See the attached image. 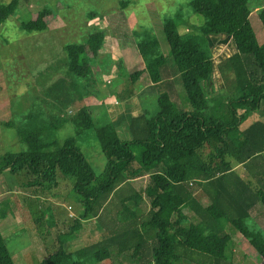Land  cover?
Masks as SVG:
<instances>
[{"label":"trees","instance_id":"1","mask_svg":"<svg viewBox=\"0 0 264 264\" xmlns=\"http://www.w3.org/2000/svg\"><path fill=\"white\" fill-rule=\"evenodd\" d=\"M21 1L30 5L31 0L0 4V29ZM249 3L190 0V8L205 23L186 34L179 32L178 18L163 22L170 53L130 76L132 83L143 73L148 76L149 89L158 95V109L152 115L143 110L131 117L126 139L114 124H97L88 108L76 114L74 136L62 144L52 136L55 125V130L43 129L35 115L18 127L5 124L16 129L28 151L0 158V174L8 171L25 187L43 191L57 188L59 175L75 180L80 215L65 231H57L59 224L49 216L57 229L39 233L53 235L55 251L41 264H99L133 250L140 264H229L194 246L205 238L227 255L231 241L227 227L250 219L260 204L264 207V117L246 124L250 113L264 107V44L252 27ZM52 15L44 9L21 27L26 32L44 31ZM258 17L264 27V8ZM222 38H229L235 49L218 66L231 95L218 92L214 82L212 42ZM104 40L105 33L95 31L82 43L66 46L69 74L88 78L91 59L99 55ZM178 85L185 92L184 101ZM93 139L108 159L103 175L96 173L80 148ZM205 150L210 151L206 158ZM230 160L242 165L254 183L233 171ZM145 176L149 182L143 191L135 181ZM203 197L209 205L201 202ZM145 200L150 209L139 215L136 208ZM92 218L104 226L102 239L68 253L65 246L78 234L81 221ZM35 222L39 225L40 218ZM0 264H15L1 230Z\"/></svg>","mask_w":264,"mask_h":264},{"label":"rangeland","instance_id":"2","mask_svg":"<svg viewBox=\"0 0 264 264\" xmlns=\"http://www.w3.org/2000/svg\"><path fill=\"white\" fill-rule=\"evenodd\" d=\"M11 1L0 0V4ZM189 1L31 0L30 5L21 1L17 11L0 29V158L6 154L17 155L28 151L16 129L8 128L5 124L13 122L18 127L30 115H35L33 118L36 117V121L43 122V129L55 125L52 136L62 144L74 136L72 121L76 114L88 108L97 124H114L119 135L126 139L128 129L125 128L122 112L129 117L139 114H134V110L139 109L138 103L141 111L146 110L151 115L158 109V95L148 88V76L143 73L134 83L130 81V76L144 70L155 58L170 53L162 29L163 22L178 18L181 34L188 33L191 27L196 30L205 23L203 16L192 11ZM249 6L252 27L259 43L264 44V27L258 17L264 8V0H250ZM44 9L51 10L53 14L46 30L26 32L22 29V24L34 21ZM95 31L105 33L103 48L96 58L91 59V75L85 80L78 79L69 74L65 47L82 43ZM212 43L217 77L215 88L221 94L226 91L231 95L230 88L226 87L218 74V66L223 58L235 53L234 46L229 38ZM178 87L183 88L181 85ZM184 94L183 90V101ZM263 111L264 107L261 106L258 112L250 113L246 124L263 118ZM120 120L123 123L120 124ZM80 148L96 173L103 175L108 159L103 155L98 140L93 139ZM209 152L204 151L205 158ZM243 178L254 183L249 175L245 174ZM10 181L8 174L0 178L1 188L6 187L0 194L1 232L15 264H41L53 252L56 243L53 235H39V231L44 229H57L48 216L55 218V215H60V228L57 231H65L80 215L81 207L73 190L74 180L59 175V186L52 191H43L27 188L17 178L16 190L33 197L43 196L48 201L29 199L23 197L24 194L17 195L16 199L9 198V190H15L12 186L8 187ZM148 182L149 178L145 176L136 180L135 186L144 191ZM201 202L204 205L210 203L204 197ZM133 206L129 204L130 208ZM14 208H18V214L13 212ZM148 208L149 203L143 201L136 211L140 213ZM257 208L250 219L235 220L231 227H227V233L231 236L227 255L219 253L205 238L196 243L194 249L216 259H228L229 264L264 262V207L260 204ZM48 209L51 212H47ZM183 212L192 217L189 210ZM11 213L19 218L16 224L9 220ZM71 213L73 216H69ZM37 218L41 220L39 225L35 222ZM90 223L94 222L85 224L81 237L67 245L69 253L102 239V222L94 224L93 233L87 232ZM185 225L188 226L189 222H185ZM136 257L137 250H133L99 264H140Z\"/></svg>","mask_w":264,"mask_h":264},{"label":"crops","instance_id":"3","mask_svg":"<svg viewBox=\"0 0 264 264\" xmlns=\"http://www.w3.org/2000/svg\"><path fill=\"white\" fill-rule=\"evenodd\" d=\"M219 72V71H218ZM219 74V76H220V78L223 80V78H222V76H221V74H220V72L218 73ZM216 73H215V77H214V82H216L217 80H216ZM224 81V80H223ZM216 84L217 83H215V86H216ZM151 84H149L148 85V88H149V86H150ZM177 91H178V93H180V96H181V94H183V88L181 89V88H179V87H177ZM133 98V97H132ZM182 98V97H181ZM134 104H136V103H134ZM138 105H139V109L137 108V109H135L134 110V114L135 113H139V114H141L142 113V111H143V109H142V111L140 110V103H138ZM187 110H190V107H188L187 106ZM122 114H123V119H124V121H125V128L127 129L128 128V125H129V119H130V117L129 116H127V114L126 113H124V112H122ZM139 114H137V115H139ZM136 116V115H135ZM133 117V116H132ZM121 123H123V121L122 120H120V124ZM231 162H233L232 163V167H233V171H235L240 177H242L243 178V176L246 174V175H249V173L245 170V168L242 166V165H237V164H235L234 163V161H231ZM242 170H244V172H242ZM3 174H8V176H9V180L11 179V181H10V183H9V186L8 187H14V189L15 190H12V188L8 191L9 193H10V195L8 196L9 198L10 197H12L13 199L15 198H17L18 196L17 195H22V194H24L23 195V197H27V198H32V199H34V200H37V201H39V200H41V199H43L44 201H48V199L47 198H45V197H43L42 196V198H40V197H33V196H31V195H29V194H27V193H25V192H21V191H19V190H16L17 188V177L16 176H14V175H12V174H10L8 171H5V172H3L2 174H0V178L1 177H3ZM244 179V178H243ZM245 180V179H244ZM252 180V179H251ZM246 181V180H245ZM74 184H75V180H74ZM74 184H73V186H74ZM2 189L3 190H6V187H2L1 188V186H0V194H1V192H2ZM1 196V195H0ZM12 200V199H11ZM143 202V201H142ZM145 202H147V200H145ZM210 204V203H209ZM208 204V205H209ZM41 206L43 207V205L41 204ZM58 206H60V205H58ZM148 206V205H147ZM43 209V208H42ZM149 209H150V206H149V208L148 209H145V211H141L140 213H138L139 215L140 214H146L148 211H149ZM17 211H18V208H14L13 209V212H16L17 213ZM49 211V209L47 210V212ZM49 212H51V210L49 211ZM137 212V211H136ZM18 214V213H17ZM59 215V214H58ZM49 216H52V215H49ZM48 216V217H49ZM60 216V215H59ZM59 216H57V215H55V218H54V216H53V218L56 220L55 222H57V223H59L60 222V220H58V217ZM69 216H73V214L71 213V214H69ZM9 220H13L14 221V223L16 224L17 223V221L19 220V218H18V216L17 215H14V214H12L11 213V216H10V219ZM89 222H94V223H90V225H88L90 228H89V230L87 231L88 233H93V231H94V229H92V227H94L95 225V223H98L99 221L96 219V218H92V219H89V220H83V221H81V223H82V227L79 229V232H78V234L77 235H73L72 237H71V239L67 242V244H66V246H65V249H66V251H67V245H71L72 244V241H74V240H76V239H78V238H80L81 237V231L82 230H84V226H85V224H87V223H89ZM11 223H9V225H10ZM102 225V224H101ZM60 228V225L58 226V229ZM1 230V229H0ZM104 231V230H103ZM95 232H99V231H95ZM16 233V232H15ZM3 234V233H2ZM39 235H41L40 233H39ZM4 236V235H3ZM42 237V236H41ZM99 242V241H98ZM94 244V243H93ZM93 244H91V245H93ZM84 248V247H83ZM81 249V248H80ZM68 252V251H67ZM69 253V252H68ZM72 253V252H71Z\"/></svg>","mask_w":264,"mask_h":264}]
</instances>
